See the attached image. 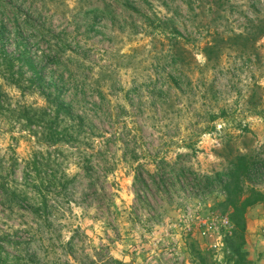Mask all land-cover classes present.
I'll use <instances>...</instances> for the list:
<instances>
[{"label":"rangeland","instance_id":"374dc122","mask_svg":"<svg viewBox=\"0 0 264 264\" xmlns=\"http://www.w3.org/2000/svg\"><path fill=\"white\" fill-rule=\"evenodd\" d=\"M237 156L264 195V0H0V264H233Z\"/></svg>","mask_w":264,"mask_h":264},{"label":"trees","instance_id":"16d2710c","mask_svg":"<svg viewBox=\"0 0 264 264\" xmlns=\"http://www.w3.org/2000/svg\"><path fill=\"white\" fill-rule=\"evenodd\" d=\"M71 132V131H70ZM73 135V134H71ZM244 156H237L234 162V170L233 177H235L236 181H232L234 184L233 188L227 192V197L224 200L227 207L231 210L229 212V218L233 221L235 225V237L238 239L233 252L237 254V258L233 264H248L245 259V253L243 252L242 246L244 244V240L241 237L240 231L244 229V220H245V212L248 207L253 206L258 203L264 204V195L262 192L258 191L255 188H248L245 194H242V191L239 184V177L242 173H247L250 169V165L245 161ZM51 184V183H50ZM62 187L66 186L65 180L61 183ZM41 191V189H40ZM40 193V192H39ZM245 195V196H244ZM46 197V196H45ZM46 199L43 198V204L46 205ZM32 211L39 215V211L41 208L39 206L30 207ZM241 238V239H240Z\"/></svg>","mask_w":264,"mask_h":264}]
</instances>
